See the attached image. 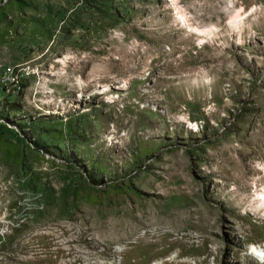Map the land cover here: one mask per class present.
Here are the masks:
<instances>
[{
	"label": "rangeland",
	"instance_id": "374dc122",
	"mask_svg": "<svg viewBox=\"0 0 264 264\" xmlns=\"http://www.w3.org/2000/svg\"><path fill=\"white\" fill-rule=\"evenodd\" d=\"M263 186L264 0H0V264H260Z\"/></svg>",
	"mask_w": 264,
	"mask_h": 264
},
{
	"label": "bare ground",
	"instance_id": "6f19581e",
	"mask_svg": "<svg viewBox=\"0 0 264 264\" xmlns=\"http://www.w3.org/2000/svg\"><path fill=\"white\" fill-rule=\"evenodd\" d=\"M196 33H202V31L194 29ZM235 150V149H234ZM236 151V150H235ZM239 161H237V164L235 166L240 170V172H243V169L246 167L244 164L241 163L244 159L247 158L249 155V151L246 149L239 150L238 152ZM256 198H258V204L261 206V208H264V186L262 187V190L260 193L256 194ZM249 252H251L252 255L256 258V261L258 260V263L264 264V245L263 246H249ZM250 254V253H248Z\"/></svg>",
	"mask_w": 264,
	"mask_h": 264
}]
</instances>
